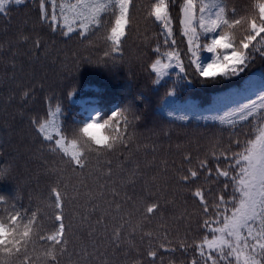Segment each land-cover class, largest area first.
I'll return each mask as SVG.
<instances>
[{
	"label": "snow or ice",
	"instance_id": "6c2138e0",
	"mask_svg": "<svg viewBox=\"0 0 264 264\" xmlns=\"http://www.w3.org/2000/svg\"><path fill=\"white\" fill-rule=\"evenodd\" d=\"M24 3L25 0H0V14H6L12 4ZM230 3L232 0H150L145 5V18L159 27V37L163 38L162 43L157 41L153 49L155 58L146 66L149 76L154 77L152 83L162 84L173 69L177 70L173 86L167 88L161 101V111L179 121L188 120V115H176L169 109L192 112L195 119L219 121L232 129L250 125L246 139L237 137L227 148L214 145L213 151L196 165L192 164L190 153L182 156L173 178L187 188L198 205L203 235L190 242L177 239L176 247H169L173 242L168 240L167 228L161 226L163 232L157 231L155 235L162 242L158 246L150 243L145 252L150 264H156L160 250L184 253L191 250L193 255L188 264H264V74L259 79L250 77L245 86L215 97L206 108L192 99L183 102L177 99L176 85L181 82L202 78L200 82L204 84L224 83L239 78L257 54L264 57V0H245L243 8L229 7ZM134 7V0H37L38 21L52 32L67 38L78 34L87 39L102 31L106 46L103 57L111 60L123 55ZM174 21L185 42L183 50L176 47ZM21 43L33 53L43 48L38 36L22 34L12 46ZM205 53L210 55L205 57ZM15 55L13 52L12 56ZM11 66L14 71L10 78L15 80L16 65L13 62ZM30 95L31 88L23 91V97ZM237 98L247 102L239 103ZM217 104L222 107H214ZM202 111H222L223 114L195 115ZM61 114V106L57 104L53 110L49 101L44 116L33 117L30 123L41 143L48 145V151L64 158L73 173H83L89 167L91 155L95 154L99 164L101 157L131 143L128 129L133 121L120 109L113 111L103 123L93 118L84 123L83 129L76 126L70 135L65 131ZM105 126L112 129L110 136L100 131ZM233 147L237 150L233 151ZM154 161L155 156L142 168L125 157L114 170L113 161L104 159L103 168L91 174L96 176L94 182L100 191L83 193L81 221L82 226L88 228L87 236L94 250L100 247L96 240L98 229H103L104 242L119 248L145 224L157 216L162 218L161 210L165 205L174 203L165 198L167 189L159 183L157 175L148 179L147 169L154 166ZM211 161H215L214 166ZM161 163L163 172L167 173L168 162ZM128 164L132 167H127ZM202 177L213 187L198 184ZM101 180L104 183H100ZM140 181H143L144 195L139 204L126 193L121 196L123 189L135 187ZM164 183H167L166 178ZM71 187L76 196H69V183L63 176L50 186L45 205L49 212L40 207L21 208L0 196V210L4 213L0 215V264H12L13 258L19 264H61L68 253L71 227L65 223L64 209L79 198L81 189L89 186L82 178ZM107 194L113 197L111 201L105 200ZM99 201H104L107 207ZM124 205H130L139 214L136 224L131 222L132 213ZM46 216L51 220V228L45 227L43 218ZM92 216L97 217L94 222ZM185 216L186 212H182L181 217ZM22 228L25 230L21 231ZM153 235L151 231L142 233V239H151ZM81 251L88 254L86 247Z\"/></svg>",
	"mask_w": 264,
	"mask_h": 264
},
{
	"label": "trees",
	"instance_id": "16d2710c",
	"mask_svg": "<svg viewBox=\"0 0 264 264\" xmlns=\"http://www.w3.org/2000/svg\"><path fill=\"white\" fill-rule=\"evenodd\" d=\"M150 0H134L132 10V26L127 30V38L123 43V55L115 60L103 57L105 44L101 38L103 32L89 35L82 39L78 34L71 38L50 31L38 21L37 0H25L24 4H12L6 9V14H0V196L8 199L10 204L21 208H37L43 211L48 202L50 186L63 176L69 183V196H76L72 185L85 179L89 186L81 189L79 198L72 201L64 209L67 218L65 223L69 228V249L62 258L61 264H150V258L145 255L150 243L158 246L162 241L156 238L157 231L167 228L168 240L176 247L177 239L199 238L203 235L199 224L200 209L194 203L190 192L173 178L174 170L182 163V156L190 153L192 164L204 159L213 151L214 145L227 148L235 138L246 139L250 125L242 128H230L219 121L195 119L192 112H180L169 109L176 115H188L186 121L175 120L161 111V101L168 87L176 80L175 69L162 84H153L154 77L149 76L147 64L155 58L153 49L162 37H159V27L147 20L145 5ZM243 8L245 0H232L229 7ZM174 27H177L174 21ZM38 36L43 42V48L36 53L30 52L25 44H16L20 35ZM176 47L184 45L177 27L175 33ZM11 49V50H9ZM182 48L181 50H183ZM164 49L162 48V51ZM15 52V57L12 53ZM207 57V54H204ZM15 63V80L12 63ZM264 74V57L259 54L254 58L249 68L239 78L224 83L204 84L202 78H190L189 82L176 85L177 99L183 102L192 99L202 108H206L217 96L229 94L246 85L250 77L259 79ZM31 88V95L23 97V91ZM69 93H72L69 95ZM255 98L254 96L252 97ZM54 110L59 104L62 108L61 121L65 131L70 135L73 128L84 124L93 118L98 121L111 115L113 111L131 105L132 111L126 113L133 123L128 129L131 137L130 145L109 156L101 157L97 163L95 154L89 157V167L83 173H73L60 155L48 151V145L42 144L35 132L31 118L43 117L49 105ZM237 102L246 103V99L237 98ZM179 105H177L178 107ZM222 107V104L214 105ZM223 114L221 112L202 111L195 115ZM138 117V119H133ZM104 132L103 129L100 130ZM155 149V151H153ZM233 151L237 150L233 147ZM154 166L147 169L148 179L158 176V181L167 189L165 198L174 203L162 208V218L157 216L151 223L144 225L141 231L128 236L119 248L109 246L103 241V229H98L96 240L100 247L93 249L88 228L82 226V204L86 191L98 192L100 189L94 182L98 168H103L102 161L111 159L115 165L125 157L139 163L143 168L153 161ZM211 160V158L209 157ZM162 161L168 162L167 173L163 172ZM214 166L215 161H211ZM132 167L131 164L126 165ZM119 179L118 177H114ZM165 178L167 183L165 184ZM104 183V181H100ZM198 184H205L203 177ZM143 181L135 187H126L121 191L135 198L139 204ZM217 189L219 186H216ZM111 194L105 200L111 201ZM107 207L104 201H99ZM90 207V205H89ZM132 213L131 222L136 224L140 217L130 205H124ZM114 208V205H113ZM186 212L185 217L181 213ZM4 213L0 210V215ZM46 228H51V220L43 218ZM96 216H92L94 222ZM153 232L151 239L143 238L142 233ZM130 241V243H129ZM86 247L87 255L81 251ZM192 252L184 253L177 250L166 252L160 250L156 264H188Z\"/></svg>",
	"mask_w": 264,
	"mask_h": 264
},
{
	"label": "clouds",
	"instance_id": "9594fccd",
	"mask_svg": "<svg viewBox=\"0 0 264 264\" xmlns=\"http://www.w3.org/2000/svg\"><path fill=\"white\" fill-rule=\"evenodd\" d=\"M119 109H120L122 112H126V113H130V112L132 111V107H131V105H125V106H123V107H121V108H119ZM111 114H112V113H111ZM110 116H111V115H110ZM110 116H108V117H106V118H104L103 120H100V121H98V122L103 123V121L106 120V119H108ZM83 128H84V124H81V125H80V129H83ZM103 130H104V132H105L106 134H108L109 136L112 134V129H111L110 127H108V126H105V128H104ZM86 139L91 140V137H86ZM92 147L95 148V147H96L95 144H93ZM24 230H25L24 228L21 229V231H24ZM12 264H19V261L16 260L15 258H13V260H12Z\"/></svg>",
	"mask_w": 264,
	"mask_h": 264
},
{
	"label": "rangeland",
	"instance_id": "374dc122",
	"mask_svg": "<svg viewBox=\"0 0 264 264\" xmlns=\"http://www.w3.org/2000/svg\"><path fill=\"white\" fill-rule=\"evenodd\" d=\"M184 47H185V44H184V45H180L178 49L181 50V49L184 48ZM227 92H232V90H231V91H227ZM222 113H223V112H222Z\"/></svg>",
	"mask_w": 264,
	"mask_h": 264
}]
</instances>
